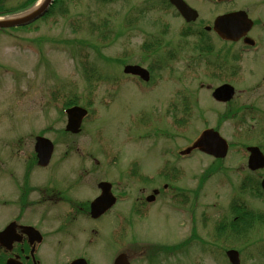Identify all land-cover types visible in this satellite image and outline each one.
<instances>
[{"label": "rangeland", "instance_id": "374dc122", "mask_svg": "<svg viewBox=\"0 0 264 264\" xmlns=\"http://www.w3.org/2000/svg\"><path fill=\"white\" fill-rule=\"evenodd\" d=\"M2 1L4 8L12 9L25 0ZM185 1L200 13L202 23L198 19V24H186L166 0L106 4L80 0L64 4L67 13L59 9L58 14L30 29L0 34V160L8 158L17 171L32 154L34 136L42 135L54 144L49 170L59 179L58 184L47 187L69 188L72 198L82 202L96 197L99 180L113 181L114 192L122 201L118 210L133 221L124 234L119 230L121 236L113 231L112 214L97 223L84 218L85 226L77 221L69 234L59 231L55 239L64 248L58 254L64 261L84 254L92 264H105L111 255L135 242L174 246L187 241L188 246L182 243L180 252H171L169 258L134 264H229L224 257L228 249L241 250V264H264V224L257 223L248 236L241 233L237 237L230 227V205L235 198L264 214V201L241 189L245 178L264 175V170L258 174L247 171L242 150L250 144L264 147V116L258 112L264 106L256 104L254 114L245 112L248 106L243 92L233 106L212 100L211 89L220 81L209 76L207 67L199 66L192 34L200 24L210 22L212 14L208 13L213 7L205 0ZM214 7L219 10L221 6ZM102 18L107 21L105 29L100 27ZM75 20L76 28L72 25ZM101 30L104 36L98 37ZM154 41L161 45L163 56L174 54L175 58L158 62L145 54L142 44ZM83 57L95 75L91 80L83 73ZM244 62L245 58L239 62L241 76H234V86L240 90L249 82ZM126 64L153 69L147 87L141 89L135 80L123 76ZM74 96L89 115L81 132L70 135L64 131L63 110ZM207 128H216L231 146L222 164L199 152L178 159V153ZM164 160V168H175L179 177L172 174L176 182H169L170 187L161 192L147 214L134 220L132 203L126 201L149 194L166 182L161 175ZM214 168L221 170L204 180L202 174ZM4 169L0 164V174ZM49 170L31 168V183L43 185ZM83 170L87 171L81 175ZM24 186L20 183L10 189L18 194ZM4 190L0 177V195ZM174 195L184 207L174 203ZM7 206L0 203V216ZM67 208L66 204L27 206L28 222L42 226L48 246L50 231L65 220ZM192 219L200 235L196 241L190 233ZM117 226L121 228L120 223ZM98 230L107 245L102 247L100 240L83 248L80 238L94 236L92 232Z\"/></svg>", "mask_w": 264, "mask_h": 264}, {"label": "flooded vegetation", "instance_id": "af4514ba", "mask_svg": "<svg viewBox=\"0 0 264 264\" xmlns=\"http://www.w3.org/2000/svg\"><path fill=\"white\" fill-rule=\"evenodd\" d=\"M209 1L214 5L221 6L219 10L217 8L213 10L211 15L213 19L220 15L240 13L238 27L242 29V35L237 41H226L213 30L203 31L215 39L212 42H206L204 47L199 50L200 64L213 67L217 71V75L223 78L220 84H224L236 72L235 58H245L249 82L244 90L246 93L252 92L258 94L259 104L264 106V0ZM247 105L251 106L250 102ZM262 114L264 116V109H262ZM53 160L54 154H52L47 166H37V158L33 150L28 162L23 161V167H20L17 171L11 168L8 158L0 160V164L5 166V169L0 174L5 186V190L0 195V203L3 206L8 205L5 209L6 213L0 216V264H72L73 261L78 259H83L88 264H92L91 259L84 254L68 258L64 261L63 257L58 256L64 248L59 246L60 241L55 239V235L60 233L59 231L62 233L69 231V234L77 221H79V225H83V221L86 220L97 223L110 214H112L114 233L118 232L120 235L121 232L119 230L123 231L122 226L121 228L117 226L118 223L121 225L126 218L122 216L123 211L119 212L118 210L122 202L117 192H114L116 184L113 181L110 182L104 179L97 182V184L100 182L111 183V192L115 196L116 202L97 219H91L89 216L91 200L81 202L73 199L69 188L59 190L57 187L52 189L47 187L51 183L58 184L59 181L55 173L52 172V169L49 170ZM27 166L29 167L27 168ZM35 166L39 170H49L48 177L47 179L45 177L43 185L31 183L33 172L29 170ZM85 171L87 170H83L81 175ZM77 175L80 176V174ZM20 183L25 184L21 192L18 194L12 193L10 187H16ZM75 184L77 185L78 183L76 182ZM153 191L149 194L132 198L130 212L134 215V220L145 215L149 210V206L156 201L158 194L154 200L148 201V197L152 195ZM99 193L100 191H98L96 196ZM38 203L48 204L51 207L58 206L59 204H66L68 206L64 215L65 220L61 222V225L56 223L50 231L52 233L50 236V246L47 245V235L42 226L34 221L28 222L26 217L25 211L27 206H36ZM12 204H14V209L11 207ZM29 229L34 230V232ZM37 232L41 235V241H38L39 235ZM92 233H94V236L87 235L86 237H82V241L80 238L79 242L83 248H89L100 240L102 247L107 245L106 239L103 242L101 238L100 230ZM131 247V253L122 250L118 251L115 256L111 255L110 259L105 261V264H109L110 261V264H114L117 257L123 253L126 254L129 264H133L134 260L142 263H144L143 260L147 261L144 259L147 257L144 254L146 251L145 247L139 248L137 242Z\"/></svg>", "mask_w": 264, "mask_h": 264}, {"label": "water", "instance_id": "95a60500", "mask_svg": "<svg viewBox=\"0 0 264 264\" xmlns=\"http://www.w3.org/2000/svg\"><path fill=\"white\" fill-rule=\"evenodd\" d=\"M52 0H45L43 4L34 12L13 20L0 21V28H8L14 26H21L27 23L32 22L38 17L42 16L44 12L48 9ZM169 2L177 9V11L187 20L194 21L197 17L195 11L190 9L182 0H169ZM233 21H235L234 15H225L217 18L214 21V29L219 30L225 37V39H236L232 34L233 30L230 27H233ZM125 74L137 75L143 80H148V72L136 65H127L124 67ZM233 88L229 85H223L218 87L212 93V96L217 101L226 102L231 99L233 96ZM67 114V125L66 131L71 133H78L81 125V121L86 115V111L81 107H72L66 110ZM198 150L206 155L212 156L214 158H224L227 154V143L226 141L218 134V132L208 129L201 133L197 140L183 151V154H188L192 150ZM53 151L52 143L44 138L37 137L35 143V152L38 158V164L40 166H46L49 162ZM247 152L249 153L247 167L251 171H255L264 167V156L257 147H248ZM100 189V194L90 203V216L92 218H98L106 210H108L115 202V197L111 194V185L107 182H101L98 184ZM261 188L264 191V179L261 181ZM152 199V198H151ZM33 231L32 229H29ZM28 230V231H29ZM36 232V231H35ZM38 234V232H37ZM39 235V234H38ZM40 235L38 241H40ZM226 256L231 264H239L238 253L234 250H229L226 252ZM72 264H86L83 259H78L73 261ZM114 264H128L124 255L117 257Z\"/></svg>", "mask_w": 264, "mask_h": 264}, {"label": "trees", "instance_id": "16d2710c", "mask_svg": "<svg viewBox=\"0 0 264 264\" xmlns=\"http://www.w3.org/2000/svg\"><path fill=\"white\" fill-rule=\"evenodd\" d=\"M36 0H27L26 2H24L23 5H20L17 8H12V9H6L3 8V3L2 0H0V15H4V14H8V13H13L16 12L20 9H25L27 7H29L30 5H32ZM80 0H54L53 5L50 7L48 13L46 14L45 17H48L50 15H56L59 13V9L61 11H64L65 13H67V10L65 9L66 6H64V4L70 3V2H79ZM115 0H99V2L105 4V3H112ZM44 17V18H45ZM100 24V27H102L103 29H105L107 27L106 25V20L102 19ZM73 23V22H72ZM77 20L74 21V23L72 24L75 28L77 27ZM104 30L99 31L98 37H103L104 36ZM161 46L158 44H152V43H143L142 44V50L145 54H149L151 56H153L156 59H159L158 62H162L165 60H173L175 58L174 54H169L167 57L163 56L161 54ZM115 61V60H113ZM109 63L110 60H108ZM82 66L84 68L83 73L85 75V78L87 80H91L95 75H91V73H93V71H91L88 66H87V58L83 57V61H82ZM61 97V95H59V98ZM77 104V98L76 96L70 98L67 100V104L66 106H72ZM220 171V168H214V170H207V172L204 174L203 178L204 180H207L212 173H216ZM172 178H175L174 176H172ZM203 180V181H204ZM241 189L244 192H248L250 195L256 197V198H260L261 197V190L259 187V180L257 178H253V177H248L245 178L242 182H241ZM232 221L230 224V227L232 228V231L234 232V236L237 237L239 236V234H246L244 236H248L249 233L253 230L254 226L257 223H262L263 219H262V215L254 210V209H250L244 202L240 203V206H238L236 203L233 204L232 206ZM173 250V249H172Z\"/></svg>", "mask_w": 264, "mask_h": 264}]
</instances>
